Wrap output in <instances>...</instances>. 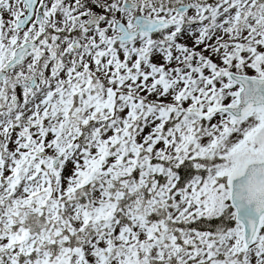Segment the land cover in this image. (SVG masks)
Returning a JSON list of instances; mask_svg holds the SVG:
<instances>
[{
    "label": "rangeland",
    "instance_id": "374dc122",
    "mask_svg": "<svg viewBox=\"0 0 264 264\" xmlns=\"http://www.w3.org/2000/svg\"><path fill=\"white\" fill-rule=\"evenodd\" d=\"M78 1L62 0L63 8L54 18L67 34L78 29L79 50L72 53L73 41L62 38L58 57L66 66L71 55L80 70L71 67L62 78L59 72L56 77L45 70L42 83L51 94L68 98L60 103H66L64 110H54V102L51 110L44 101L29 105L21 86L11 96L17 100L13 123L0 116V264H15L19 253L31 254L37 239L23 230L21 219L35 213L46 214L41 232L58 235L64 229L71 235L91 226L93 233L81 249L62 251L52 261L35 253L34 264H264V235L244 253L238 226L208 238L180 230L172 234L164 223L148 221L157 210L167 221L181 223L217 216L228 207L225 181L233 167L230 157L253 149L250 137L264 124V113L236 125L223 115L201 123L187 111L233 104L238 88L227 82V72L264 78V0H186L196 10L163 34L164 41L152 42L150 48H158L151 55L157 54L154 62L146 68L124 49L128 64L116 70L118 75L110 63L109 68H95L96 58L89 52L95 49L94 42L99 44L101 32L85 30L82 14L90 9H75ZM169 1L157 8L139 0L137 14L173 19ZM122 4L110 0L103 11L108 21L101 25L105 40L116 36V22L130 27L135 14L124 12ZM206 12L214 20L208 29L202 24ZM23 13L19 0H0V69L15 48L42 35L39 30H16L15 22ZM67 18H75V27ZM134 45L144 54L149 50L145 39ZM124 57L119 64H125ZM35 60L28 59L14 72V86L34 76ZM53 62L50 58L48 67ZM92 75L102 88L96 90L98 98L90 93ZM38 153L61 157L62 163L53 170L49 161L36 158ZM201 159L211 167L195 163L203 175L177 192H172V171L150 165L157 160L176 167ZM155 176L163 177L165 184L158 185ZM85 186L94 195L85 198L88 208L80 209L77 194ZM54 238L37 243L48 246ZM63 242L57 239L56 244Z\"/></svg>",
    "mask_w": 264,
    "mask_h": 264
},
{
    "label": "water",
    "instance_id": "95a60500",
    "mask_svg": "<svg viewBox=\"0 0 264 264\" xmlns=\"http://www.w3.org/2000/svg\"><path fill=\"white\" fill-rule=\"evenodd\" d=\"M28 7V15L25 20L18 23V28L23 29L32 17L33 9L38 0H22ZM126 9L133 7L125 5ZM188 8H181L178 12H186ZM94 18L91 24H96ZM142 33H157L171 26V23L153 22L143 18H137L134 22ZM124 32L121 25L118 26ZM137 33L128 35L121 40L128 42L136 37ZM37 49L34 44L26 45L18 49L14 55V61L8 65L2 74L0 82L6 72L12 67L22 64L25 56L30 51ZM227 77L233 83L240 86L241 91L237 94V104L227 108H213L208 114L203 115L204 119H209L219 112L230 114L236 121L243 120L253 110H264V79L248 78L228 74ZM191 113L201 115L199 110ZM254 142L258 149L253 154H238L234 157L235 168L233 169L228 187L230 192V204L236 212L237 222L243 227L244 246L248 249L255 242L259 233L262 221L264 220V126L254 135ZM59 160H53L54 167Z\"/></svg>",
    "mask_w": 264,
    "mask_h": 264
},
{
    "label": "trees",
    "instance_id": "16d2710c",
    "mask_svg": "<svg viewBox=\"0 0 264 264\" xmlns=\"http://www.w3.org/2000/svg\"><path fill=\"white\" fill-rule=\"evenodd\" d=\"M191 166L192 164H188V165L184 164L183 166L180 167L181 171H179V173L181 174V177H182V181H180V183L184 182L186 179L191 177L193 173ZM81 198L83 200L81 201V204H84V196H82ZM232 219H233L232 213L229 209H227L218 218L200 219L196 221L195 223L189 226V230L212 236L213 234H216L217 232L221 230H225L229 228L230 225L233 224V221H231ZM64 247H67L69 249H78L79 242L74 238H70L68 244H65ZM50 249L54 250V253H52V255L57 254L58 248L56 246H53Z\"/></svg>",
    "mask_w": 264,
    "mask_h": 264
},
{
    "label": "flooded vegetation",
    "instance_id": "af4514ba",
    "mask_svg": "<svg viewBox=\"0 0 264 264\" xmlns=\"http://www.w3.org/2000/svg\"><path fill=\"white\" fill-rule=\"evenodd\" d=\"M57 1H60V0H48V2H47V6L49 7V11H50V13H51V10L55 7V3L57 2ZM50 32L52 31L51 29L49 30ZM7 89L9 90V94L12 92V87L9 85L8 87H7ZM1 92V91H0Z\"/></svg>",
    "mask_w": 264,
    "mask_h": 264
}]
</instances>
